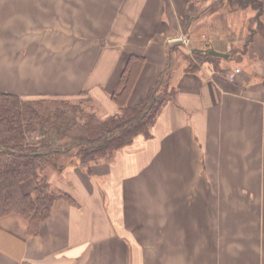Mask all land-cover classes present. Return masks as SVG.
Returning a JSON list of instances; mask_svg holds the SVG:
<instances>
[{
	"label": "crops",
	"instance_id": "obj_1",
	"mask_svg": "<svg viewBox=\"0 0 264 264\" xmlns=\"http://www.w3.org/2000/svg\"><path fill=\"white\" fill-rule=\"evenodd\" d=\"M190 1L0 0V91L87 92L103 116L133 53L144 63L127 104L142 103L171 43L194 36ZM174 85L150 137L91 173L72 158L52 169L74 203L57 199L37 235L0 216V264H264V79L202 68Z\"/></svg>",
	"mask_w": 264,
	"mask_h": 264
},
{
	"label": "trees",
	"instance_id": "obj_2",
	"mask_svg": "<svg viewBox=\"0 0 264 264\" xmlns=\"http://www.w3.org/2000/svg\"><path fill=\"white\" fill-rule=\"evenodd\" d=\"M217 4H225L227 9V13L221 10L216 20L222 22L228 35L242 34L243 28L236 31L230 29L233 17L231 14L240 11L239 9H250L256 19L257 27L254 30L247 27L248 38L264 29V0H218ZM213 5L215 6L214 3L210 5V9ZM218 9L221 7L217 6L215 11ZM187 16L188 19L191 18L188 12ZM171 45L170 55L181 44L173 42ZM204 45L206 48H213L209 40ZM190 50L196 60L215 58L195 46ZM170 61L160 71L144 101L130 106L127 102L144 63L143 56L130 54L117 86L110 94V100L117 109L100 117L93 111L85 112L82 108L71 105L68 97L30 98L0 91V216L8 213L21 215L28 223L29 233L37 235L41 223L48 219L57 199L74 203L67 192L53 186L46 173L47 166L61 171L64 160L72 158L76 164L91 173L92 163L100 159L109 161L119 149L131 144L136 136L150 137L151 127L161 109L176 97V74L170 75ZM151 100L153 102L149 106ZM54 101H58V105L50 113V104L46 103ZM69 110L74 113L77 111L79 117L73 115L68 122V130L65 131L69 136L67 144L59 145L56 140H51L40 151L38 134L41 130L38 128H48L55 122H63L67 119ZM29 182H33V185L28 188Z\"/></svg>",
	"mask_w": 264,
	"mask_h": 264
},
{
	"label": "rangeland",
	"instance_id": "obj_3",
	"mask_svg": "<svg viewBox=\"0 0 264 264\" xmlns=\"http://www.w3.org/2000/svg\"><path fill=\"white\" fill-rule=\"evenodd\" d=\"M217 2L218 0H191L188 4V14H199V19L190 28L189 32L194 35L192 39L186 35L188 42L178 45L176 50L171 54L170 75L177 74L181 68L196 71L204 68L220 72L232 78L241 77V79L249 82L264 79V29L259 30L251 38H248L247 27L248 29L254 30L257 27L256 19H254V13L250 9L246 8L244 11L239 9L240 11L231 14L233 17L230 22V29L236 31L238 28H243L242 34L238 35L235 33V35H228L226 27L223 26L222 22L216 20L217 14L221 10L227 13V9L225 4H217ZM213 3L215 6L213 5L210 9V5L212 6ZM217 6H220L221 9L215 11L217 10ZM195 36H199L198 39H195ZM206 40H209L211 47L227 53L228 57L215 56V58L196 60L195 55L190 53V49L194 46L198 49H205L204 43ZM87 94L86 92L78 94L77 96L68 97L69 103L78 108H82L85 112L93 111L97 117H100L105 111L99 107V104L90 95L88 97ZM57 102L46 103L50 104V113L58 105ZM67 114L68 117L63 122H55V124L48 128L42 126L38 128L41 130L38 134L40 151L51 140H56L59 145L67 144L66 140L69 138L66 133L68 130V122L73 115L78 118L79 113L77 111L74 113L69 110ZM46 173L50 180L49 175L52 174V168L47 166ZM30 183L33 185V182Z\"/></svg>",
	"mask_w": 264,
	"mask_h": 264
},
{
	"label": "water",
	"instance_id": "obj_4",
	"mask_svg": "<svg viewBox=\"0 0 264 264\" xmlns=\"http://www.w3.org/2000/svg\"><path fill=\"white\" fill-rule=\"evenodd\" d=\"M203 51L207 52L209 55H212V56H217V57H228V54L225 53V52H222V51H219V50H216L214 48H206V49H203ZM153 100H151V102L149 103V106H151ZM144 114V113H143ZM142 114V115H143Z\"/></svg>",
	"mask_w": 264,
	"mask_h": 264
},
{
	"label": "built area",
	"instance_id": "obj_5",
	"mask_svg": "<svg viewBox=\"0 0 264 264\" xmlns=\"http://www.w3.org/2000/svg\"><path fill=\"white\" fill-rule=\"evenodd\" d=\"M177 40L182 42V43H187L188 42L187 37L185 35H182V34L177 37Z\"/></svg>",
	"mask_w": 264,
	"mask_h": 264
}]
</instances>
